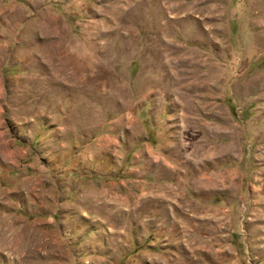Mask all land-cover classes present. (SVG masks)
<instances>
[{"label": "rangeland", "instance_id": "rangeland-1", "mask_svg": "<svg viewBox=\"0 0 264 264\" xmlns=\"http://www.w3.org/2000/svg\"><path fill=\"white\" fill-rule=\"evenodd\" d=\"M0 264H264V0H0Z\"/></svg>", "mask_w": 264, "mask_h": 264}]
</instances>
